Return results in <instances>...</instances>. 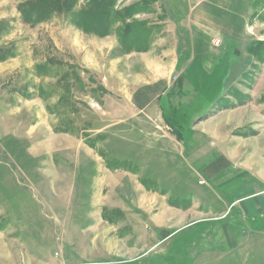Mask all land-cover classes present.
Segmentation results:
<instances>
[{
    "label": "rangeland",
    "instance_id": "rangeland-1",
    "mask_svg": "<svg viewBox=\"0 0 264 264\" xmlns=\"http://www.w3.org/2000/svg\"><path fill=\"white\" fill-rule=\"evenodd\" d=\"M28 1L0 0V264H264V0H106L104 36Z\"/></svg>",
    "mask_w": 264,
    "mask_h": 264
},
{
    "label": "trees",
    "instance_id": "trees-1",
    "mask_svg": "<svg viewBox=\"0 0 264 264\" xmlns=\"http://www.w3.org/2000/svg\"><path fill=\"white\" fill-rule=\"evenodd\" d=\"M89 7L80 12L72 13V23L88 33H94L99 36H104L109 33L108 23V1L106 0H90ZM21 11L24 18L33 16L34 10L39 14L48 15L54 8H57L58 0H35L22 3ZM26 7V8H25ZM25 8V9H24ZM45 16L38 15V19H43ZM123 37L125 35L122 34ZM126 51H130L129 48Z\"/></svg>",
    "mask_w": 264,
    "mask_h": 264
},
{
    "label": "crops",
    "instance_id": "crops-1",
    "mask_svg": "<svg viewBox=\"0 0 264 264\" xmlns=\"http://www.w3.org/2000/svg\"><path fill=\"white\" fill-rule=\"evenodd\" d=\"M194 17L197 18L199 22H208V23H210V20H209L208 18L204 17L203 15H201L199 12H196V14L194 15ZM211 22H214V21L211 20ZM126 178H127V177H126ZM125 180H127V179H125ZM125 180H124V182H125ZM255 195H256V194H255ZM221 199H222V198H221ZM221 199L218 200V201H219V202H220V201L223 202ZM221 204H222V203H221ZM154 219H156V218H154ZM158 220H159V219H158ZM158 220H157V224H158Z\"/></svg>",
    "mask_w": 264,
    "mask_h": 264
},
{
    "label": "built area",
    "instance_id": "built-area-1",
    "mask_svg": "<svg viewBox=\"0 0 264 264\" xmlns=\"http://www.w3.org/2000/svg\"><path fill=\"white\" fill-rule=\"evenodd\" d=\"M214 43H215V44H217V43H218V41H214Z\"/></svg>",
    "mask_w": 264,
    "mask_h": 264
}]
</instances>
